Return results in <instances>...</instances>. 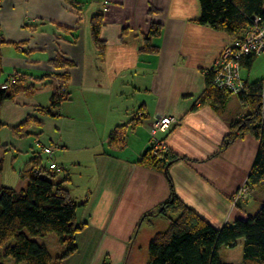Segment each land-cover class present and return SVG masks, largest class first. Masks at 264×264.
Masks as SVG:
<instances>
[{
	"label": "crops",
	"instance_id": "1",
	"mask_svg": "<svg viewBox=\"0 0 264 264\" xmlns=\"http://www.w3.org/2000/svg\"><path fill=\"white\" fill-rule=\"evenodd\" d=\"M99 16L100 52L91 34ZM199 18L198 0H0V83L17 78L15 95L0 111L2 172L14 176L0 188H25L32 165L46 170L53 160L61 168L53 181L78 205L76 223L83 227L75 252L58 264H138L136 252L146 264L150 241L169 225L156 213L172 196L215 230L264 203L251 191L232 206L259 143L245 136L220 151L240 105L232 96L216 111L200 99L207 71L232 40ZM151 23L161 30L149 53L144 37ZM58 59L72 64L68 72L56 67ZM53 95L66 99L52 108ZM164 114L179 121L161 134L163 158L174 160L167 175L139 164L150 149V124ZM28 118L36 123L17 136ZM127 125L125 145L110 150L108 136ZM53 244L62 248L58 239ZM45 246L53 258L63 252L53 256Z\"/></svg>",
	"mask_w": 264,
	"mask_h": 264
},
{
	"label": "trees",
	"instance_id": "2",
	"mask_svg": "<svg viewBox=\"0 0 264 264\" xmlns=\"http://www.w3.org/2000/svg\"><path fill=\"white\" fill-rule=\"evenodd\" d=\"M198 2L199 23L226 32L232 43L244 37L247 30L253 27L255 18H259L264 24V0ZM102 27V17H94L91 34L99 52L102 51V42L99 39ZM160 30L159 25L151 23L150 31L144 37V50L154 52L156 47L152 46L151 40L160 36ZM3 44L0 40V78ZM262 54L264 52L245 56L240 62L241 70H250L256 58ZM55 65L66 72L72 67L64 59L56 60ZM65 77L67 79V74ZM242 81V92L233 94L214 88L211 85L212 74H206V92L200 102L216 111H222L230 97L237 96L240 117L232 122L220 151L245 136H251L258 141V149L246 180L251 192L264 185V79L248 83L242 77ZM7 83L8 81L0 83V111L3 103L11 100L16 93L14 86L3 88ZM63 99L53 95L50 107H58ZM34 123L36 122L32 118H28L14 130L15 134L25 136L27 127ZM3 127L0 120V130ZM126 135L127 128H116L108 136L107 146L110 150L121 149L125 145ZM173 162L172 158L150 155L148 150L141 156L139 164L167 175V167ZM35 166L32 165L25 188L18 191L7 187L0 188V264H5L7 260L14 264H58L76 250L74 238L83 227L76 223L78 205L71 201L67 190L60 183L53 181L58 173L49 169V162L46 170ZM2 171L0 162V174ZM156 214L168 218L169 225L166 231L156 234L150 241L146 264H228L219 260L217 250L222 246L234 247L238 241L242 242V260L239 264H264V203L255 214L237 219L232 225L224 226L220 230H215L174 196L163 203ZM49 234H55L59 245L64 248L62 254L55 258L50 255L43 240L38 241L45 240Z\"/></svg>",
	"mask_w": 264,
	"mask_h": 264
},
{
	"label": "built area",
	"instance_id": "3",
	"mask_svg": "<svg viewBox=\"0 0 264 264\" xmlns=\"http://www.w3.org/2000/svg\"><path fill=\"white\" fill-rule=\"evenodd\" d=\"M262 52H264V24L261 23L259 18H255L253 27L247 30L244 37L225 47L219 58L216 59L212 67L207 71V74H212L211 85L216 89H224L233 94L241 93L244 85L241 77V60L249 54H260ZM7 87L8 83L3 86V88ZM173 120L169 116L161 117L155 122L156 126L151 128V136H156L157 132L158 134L164 133V130L168 128L171 122L175 121ZM175 122L178 124L177 120ZM155 148V152H158L159 149ZM43 152L50 158V149H43ZM49 169L57 173L61 171L52 160L49 162ZM249 194L250 188L245 181L233 197L234 205H237L240 200L245 199Z\"/></svg>",
	"mask_w": 264,
	"mask_h": 264
},
{
	"label": "rangeland",
	"instance_id": "4",
	"mask_svg": "<svg viewBox=\"0 0 264 264\" xmlns=\"http://www.w3.org/2000/svg\"><path fill=\"white\" fill-rule=\"evenodd\" d=\"M241 74H242L243 78H246L248 76V74L252 78H259L261 76L264 77V54L258 56V58L255 60V62L253 64V66L251 67V71L250 70H246L245 68H243L241 70ZM1 77H4L3 74L1 75ZM16 82H17V78L16 79L15 78L10 79L8 81V88L13 87L16 84ZM233 100H235L237 102V104L239 105L237 96H233ZM164 116H169L172 119H174L175 121L177 120L173 116L164 114V115L158 117L157 119L153 120L151 122V124H150L151 125L150 126V130H149V145H150L149 151H150V155L152 154L153 156H158L159 158H163V156L167 152V147H166V144H165V138L161 135L163 133L158 134V132H157L156 136H151V128H154L156 126L155 122L157 120H159L161 117H164ZM175 121L171 122V124L168 126V128L164 130L165 131L164 133H167L172 128V126L175 127V126L179 125V121L177 120L178 124ZM135 122H136V119H133L130 124L133 125ZM126 127H128V125L127 126H123V129H125ZM156 139H158V141H156ZM162 146H163V148H162ZM155 147H157L159 149L158 152H155V149H156ZM46 148H48V147H44L43 149H46ZM43 149H42V153L44 154ZM50 151H51V149H50ZM50 153L52 154V151ZM19 161L20 160L17 161V163H16L17 165H19V163H20ZM12 175L14 176V173L13 172H9L8 170H5V172H2L1 175H0V184H3V186H10V184L12 182L11 178L13 177ZM263 188H264V186H263ZM261 190H262V188H258V189L253 190L252 191V193H253L252 196L255 197L257 200H261V199L264 200V194H262ZM248 198H249V195L245 199L240 200V202L238 204L244 203ZM232 206L234 208L237 206V205H234L233 199H232ZM248 210H249L248 214L250 216L255 214L254 213L255 211H253V213H251L250 209H248ZM49 235L52 238L49 237V238H46L45 240L41 239V240H38V241L42 242V240H43V242L45 244H47V246L49 247V250L51 251L53 256H56L60 252H62L64 248L63 247L62 248L59 247L58 244L57 245L53 244V239H57V236L55 234H49ZM58 249H60L59 253H58ZM139 255L140 254L138 252H136V256L137 257H135V261L138 264L141 262L140 258H139ZM217 256H218L219 260L222 263L239 264V262H241V260H242V242L238 241L236 246H234V247H225V246L219 247L218 250H217ZM9 261H11V260H9Z\"/></svg>",
	"mask_w": 264,
	"mask_h": 264
}]
</instances>
